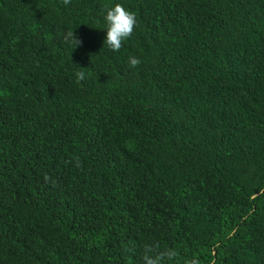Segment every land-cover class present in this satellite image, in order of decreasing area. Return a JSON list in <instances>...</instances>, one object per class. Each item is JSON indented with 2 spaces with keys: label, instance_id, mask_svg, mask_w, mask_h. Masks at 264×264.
Returning <instances> with one entry per match:
<instances>
[{
  "label": "trees",
  "instance_id": "16d2710c",
  "mask_svg": "<svg viewBox=\"0 0 264 264\" xmlns=\"http://www.w3.org/2000/svg\"><path fill=\"white\" fill-rule=\"evenodd\" d=\"M116 3L137 24L112 51ZM146 244L264 264V0H0V264Z\"/></svg>",
  "mask_w": 264,
  "mask_h": 264
},
{
  "label": "clouds",
  "instance_id": "9594fccd",
  "mask_svg": "<svg viewBox=\"0 0 264 264\" xmlns=\"http://www.w3.org/2000/svg\"><path fill=\"white\" fill-rule=\"evenodd\" d=\"M71 0H63L65 5L70 4ZM103 20L106 27L104 42L108 48L112 51H119L123 42L131 36L136 27L137 20L133 12L127 10L121 4L116 3L111 7H106L103 12ZM66 40L73 42L74 47L78 46L82 42L76 37L74 31H70L65 36ZM130 67L138 66L141 61L137 57H129L128 60ZM85 78V73L79 71L76 73L77 82L82 81ZM172 250H161L158 245H144L142 253L143 264H165L167 260L173 255Z\"/></svg>",
  "mask_w": 264,
  "mask_h": 264
}]
</instances>
